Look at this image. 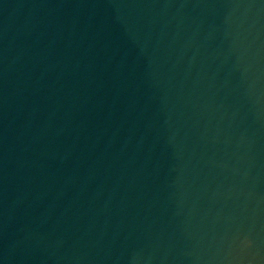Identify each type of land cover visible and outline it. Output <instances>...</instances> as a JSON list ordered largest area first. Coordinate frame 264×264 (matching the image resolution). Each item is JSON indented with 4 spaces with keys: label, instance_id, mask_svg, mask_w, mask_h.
Masks as SVG:
<instances>
[{
    "label": "water",
    "instance_id": "1",
    "mask_svg": "<svg viewBox=\"0 0 264 264\" xmlns=\"http://www.w3.org/2000/svg\"><path fill=\"white\" fill-rule=\"evenodd\" d=\"M0 264H264V0H0Z\"/></svg>",
    "mask_w": 264,
    "mask_h": 264
}]
</instances>
